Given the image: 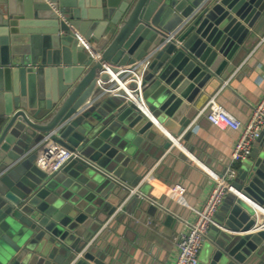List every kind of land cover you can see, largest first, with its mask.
<instances>
[{"label": "water", "instance_id": "water-1", "mask_svg": "<svg viewBox=\"0 0 264 264\" xmlns=\"http://www.w3.org/2000/svg\"><path fill=\"white\" fill-rule=\"evenodd\" d=\"M256 22L264 0H0V264H106L99 242L84 248L122 204L149 210L124 183L143 180L141 150L172 139L98 75L144 60L149 110L182 133ZM53 143L79 155L48 174L37 160ZM242 162L201 264L264 260V128Z\"/></svg>", "mask_w": 264, "mask_h": 264}, {"label": "crops", "instance_id": "crops-1", "mask_svg": "<svg viewBox=\"0 0 264 264\" xmlns=\"http://www.w3.org/2000/svg\"><path fill=\"white\" fill-rule=\"evenodd\" d=\"M256 26L260 32L254 35L255 40L248 42L246 54L226 78L209 84L210 92L200 100L185 131L180 133L176 122L168 125L159 122V136L168 137L165 134L168 131L177 143L172 142L158 156L141 150V161L134 171L144 170L145 176L148 175L142 180L140 190L149 197V210L134 205L129 212L122 204L84 249L99 242L98 249L106 253V264H173L176 261L178 239L187 229L185 221H193L197 209L205 203L215 178L228 166L239 135L237 130L212 125L201 113L202 108L216 95L232 115L247 121L264 93V23L256 22ZM186 131L190 132L188 137ZM199 162L212 169L213 175L207 174ZM242 164V161L234 164L236 175L231 184ZM216 216L213 225H216ZM260 223L264 229V214ZM210 244L208 236L199 264L208 256ZM260 260L256 259L254 264H260Z\"/></svg>", "mask_w": 264, "mask_h": 264}, {"label": "built area", "instance_id": "built-area-1", "mask_svg": "<svg viewBox=\"0 0 264 264\" xmlns=\"http://www.w3.org/2000/svg\"><path fill=\"white\" fill-rule=\"evenodd\" d=\"M181 27L169 34V38L176 37L181 31ZM146 62L144 60L134 65H110L107 64L108 77L102 79L98 75V79L102 85V94L104 96H120L138 105L139 110L144 115L150 117L155 124L161 126L159 121L153 116L149 110L148 104L143 96V75ZM109 84L108 86H104ZM201 113L206 119L215 126L220 128H231L237 130L239 135L234 144L231 158L225 171L215 178V184L211 189L203 206L197 209L196 216L193 221H185L187 229L180 234L178 239V253L176 261L173 264H199L200 252L204 242L208 238L209 230L215 222V216L223 204L226 196L230 192L236 191L231 181L236 175L234 164L238 161L246 160L253 151L255 142L262 129L264 128V93L258 103L253 107L252 113L247 121H242L232 115L218 100L217 96H212L206 105L202 108ZM165 134L176 144V139L168 131ZM79 155L76 149L71 150L59 143H53L37 160V164L48 174H52L61 168L71 157ZM200 166L207 174L213 175L212 169L200 163ZM148 175L143 179L146 180ZM142 182V181H141ZM128 197L138 195L141 198L148 196L140 190L139 183L130 187ZM126 199V200H127ZM121 208V207H120ZM261 228V227H260Z\"/></svg>", "mask_w": 264, "mask_h": 264}, {"label": "rangeland", "instance_id": "rangeland-1", "mask_svg": "<svg viewBox=\"0 0 264 264\" xmlns=\"http://www.w3.org/2000/svg\"><path fill=\"white\" fill-rule=\"evenodd\" d=\"M199 258H200V255H199Z\"/></svg>", "mask_w": 264, "mask_h": 264}]
</instances>
